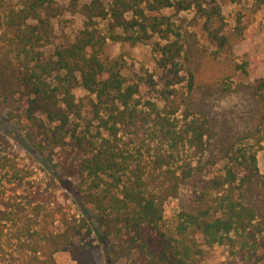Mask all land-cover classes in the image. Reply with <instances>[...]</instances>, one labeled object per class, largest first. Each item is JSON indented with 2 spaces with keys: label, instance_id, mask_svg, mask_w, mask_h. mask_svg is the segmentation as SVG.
Listing matches in <instances>:
<instances>
[{
  "label": "trees",
  "instance_id": "1",
  "mask_svg": "<svg viewBox=\"0 0 264 264\" xmlns=\"http://www.w3.org/2000/svg\"><path fill=\"white\" fill-rule=\"evenodd\" d=\"M64 11L80 17L82 28L47 50L52 22ZM198 24L215 48L211 57L232 75L254 72L235 60L233 47L246 31L240 19L228 29L218 0H0V114L47 168L73 181L82 209L65 210L55 179L34 180L0 134V264H60V252L76 264H204L214 247L225 248V264H264V172L257 159L264 77L246 87L255 103L251 143L235 139L220 168L205 159L210 119L186 113L179 125L172 118L189 107L177 87L187 81L188 94L196 87L197 36L188 28ZM110 43L123 51L151 46L164 107H141L139 82L124 75L127 55H112ZM79 88L86 102L77 99ZM124 137L139 148L124 146ZM184 188L187 200L168 223L166 204Z\"/></svg>",
  "mask_w": 264,
  "mask_h": 264
},
{
  "label": "rangeland",
  "instance_id": "2",
  "mask_svg": "<svg viewBox=\"0 0 264 264\" xmlns=\"http://www.w3.org/2000/svg\"><path fill=\"white\" fill-rule=\"evenodd\" d=\"M218 1L222 6L228 29H234L238 19H240L241 26L246 31L247 38L239 40L233 47L235 60L238 63H248V68L255 70L249 76H244L241 73L232 75L224 61L215 60L210 56L215 48L209 43L201 24L188 28L197 36L198 52L193 65L197 73L196 87L191 94H188L187 81L177 87L179 93L184 98L189 99V107H186V110L185 106H181L172 118L179 125L185 123L184 115L186 113H192V117L196 118L203 114L210 119L211 133L207 140L208 148L205 159H216L219 162L218 168H220L225 163L223 160L225 150L235 139H243L241 144L251 143V140L249 141L246 137L249 133L250 114L255 103L246 87L253 83L256 78L264 77V8L257 9L256 0H240L238 3H230L225 0ZM164 13L173 14L170 10H166ZM180 17L189 21L193 16L192 13H184ZM81 28L82 19L64 11L61 17L52 22V44L47 50H51L56 44L73 38ZM109 51L114 56L122 52L127 55L131 68L125 71L124 75L139 82L140 93L136 98L141 102V107L146 110L147 101L156 103L160 108L164 107L162 71L155 63L151 46L139 44L123 51L120 44L110 43ZM204 51L208 52L204 54ZM150 77L155 83L153 87L148 84L147 79ZM75 95L77 99L87 101L88 94L85 90L79 88L75 91ZM0 134L10 140L20 165L32 173L34 180L45 185L49 177L55 179L56 197L65 210L77 215L82 213L78 198L75 196L73 181L60 178L58 174L47 168L25 145L20 131L1 114ZM122 140L124 146L129 147L130 150L139 148L138 142H132L126 137ZM150 146L155 148L160 145L151 142ZM142 151L146 152L145 149ZM257 159L260 173L263 174L264 147L258 152ZM187 197L188 191L184 188L177 199L170 200L166 204L165 219L168 223L174 222L180 206L187 200ZM225 257L224 247H214L210 250L208 259L204 264H225ZM55 258L60 264H76L67 253H57Z\"/></svg>",
  "mask_w": 264,
  "mask_h": 264
}]
</instances>
